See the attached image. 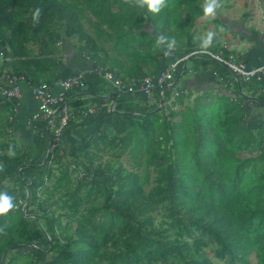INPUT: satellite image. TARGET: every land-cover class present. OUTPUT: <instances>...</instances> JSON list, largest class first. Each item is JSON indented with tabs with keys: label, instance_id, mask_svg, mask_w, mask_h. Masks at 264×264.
Returning a JSON list of instances; mask_svg holds the SVG:
<instances>
[{
	"label": "trees",
	"instance_id": "16d2710c",
	"mask_svg": "<svg viewBox=\"0 0 264 264\" xmlns=\"http://www.w3.org/2000/svg\"><path fill=\"white\" fill-rule=\"evenodd\" d=\"M204 2L164 0L153 13L147 0H0V81L9 80L8 74L32 89L42 82L53 87L65 78L59 70L63 59L54 49L63 38L77 42L74 52L92 61L93 70L140 81L162 69L166 51L145 24L180 44L185 38L189 55L200 44L190 30L204 16ZM175 47L170 55L180 54ZM197 57L204 68L213 63L218 75L230 74L207 55L187 60ZM185 62L177 64L175 85L155 88L153 100L138 92L112 93L101 75L86 72L85 87L66 92L54 105L58 126L64 105L76 109L95 101L97 112L81 125L100 130L76 142L69 141L74 116L59 139L44 119L30 115L25 119L33 143L19 145L11 130L20 121V100L0 99V184H16L25 200L30 193L26 216L23 206L0 214V261L10 249L4 264H214L202 251L211 243L215 257L228 264H249L251 255L264 264V115L256 131L247 118L250 108L264 114V93L256 99L240 96L250 108L238 97L221 95L215 112L201 105L206 93L197 103L201 112L196 106L174 112L172 92ZM82 94L87 100L74 99ZM209 97L208 104L214 99ZM108 101L115 103L113 111ZM178 103L183 104L181 97ZM117 145L128 149L141 173L95 165L99 152ZM107 171L115 174L110 184ZM55 192L59 198L53 200ZM158 207L165 227L154 223Z\"/></svg>",
	"mask_w": 264,
	"mask_h": 264
},
{
	"label": "crops",
	"instance_id": "0c3cea01",
	"mask_svg": "<svg viewBox=\"0 0 264 264\" xmlns=\"http://www.w3.org/2000/svg\"><path fill=\"white\" fill-rule=\"evenodd\" d=\"M217 3L219 7L215 16L204 15L196 19L191 27L190 32L193 35L194 41L200 42L197 51H222L225 57L230 54H234L237 56V61L243 63L248 68L264 65V0H217ZM144 28L145 31L149 32L152 36H160L159 33L151 26L150 22H147ZM209 32L214 33V42L208 49H203L201 46L202 41ZM182 40L183 42H181V44L178 42L175 44L176 52L180 54H168L171 57L167 62V58L164 57L165 59L163 60V66L160 71L164 70L170 64L180 60L183 56H186L184 54L186 39L184 38ZM180 46L183 48V50L182 48H179ZM202 60L203 59L200 57H197L193 60H188L184 64L185 68H189L191 65L194 67V63L197 62L196 64L198 65V70H195L196 82H209L212 84L215 83L217 77L223 79L224 77H228L227 79H230L229 77H231V73H225L223 76L218 75V70L220 69H218L216 65L209 63L208 66L204 68ZM165 63L167 64L165 65ZM210 67L215 70V75L212 72L207 71V69ZM90 69H93L92 61L86 59L82 55L76 54L75 52H73V54H71L69 57H65L64 60H62L59 68L60 75L63 77L73 76L82 71H89ZM158 73L152 76H155ZM263 86L264 73L261 74L260 80L254 81L253 84H247L245 89H242V87L239 89L242 91V93L246 94L247 98L256 99ZM21 88L23 95L20 99L19 106L16 109V118L20 121H18V123L13 126L11 132L20 145L32 144V128L29 127L28 120L25 118L37 112L38 103L33 96L31 87L22 82ZM110 91L112 93L114 92L113 89ZM110 91L107 90V93H110ZM60 92V89L56 87L55 93ZM229 93L230 92H226L225 94L229 95ZM247 93H254V95L250 96L247 95ZM235 94L236 91L234 90L232 96L238 97ZM74 99L79 101L87 100V95H76ZM85 102H87V104L85 103L83 107H86L88 104L94 106L96 109L94 112L95 114L97 112L95 101L88 100ZM109 120H107L104 128L109 126ZM81 123L83 124L85 122L83 121ZM99 130L100 127L96 124H84L78 126L73 131L74 134L79 135V137H83L85 135L94 134Z\"/></svg>",
	"mask_w": 264,
	"mask_h": 264
},
{
	"label": "rangeland",
	"instance_id": "374dc122",
	"mask_svg": "<svg viewBox=\"0 0 264 264\" xmlns=\"http://www.w3.org/2000/svg\"><path fill=\"white\" fill-rule=\"evenodd\" d=\"M84 26L89 32H91V33L93 32V29L89 26L88 23L85 22ZM75 44H77L76 41L74 42V40H69V39L65 40V38H63V41L61 40L58 44H56L54 46V49L56 50L58 55L64 60L65 57L67 58L71 54H73V52H74L73 45H75ZM29 46H31V45H29ZM165 57L167 58V60H166V62H167L171 56L166 55ZM185 61L187 62L188 60L186 59ZM0 63H1V59H0ZM166 64L167 63H165V65ZM207 71L212 72L215 75V70L212 67L208 68ZM195 76H196L195 69H194V67H192V65L189 68H185V66H184L183 73H181V79L176 84L175 90L173 91L175 93V95L173 97L174 98L173 103L177 104L176 106L172 107L174 112L179 113V111L184 110V107H192V106L193 107L196 106L198 113H199V111L201 112V108L197 107V106H199L197 103L203 100V99H201V96L204 98L203 95L206 93H208V97L206 99L204 98L203 102H201L202 103L201 105L203 107L208 106L209 107L208 110H210V112H215L216 110L219 109V104H220L219 98L221 95H225V96H228L231 98V97H233L232 96L233 91L235 89H237V91H238L237 93L239 94L238 95L239 99H240V96H244V95L246 96L245 93H242L241 90H238V88H237L238 83L235 81V79L232 75H231V77H229L230 79H227L228 77L227 78L224 77V79H223V78L216 76L217 79H216L215 83H212V84L209 82H204V83L196 82ZM247 84L248 83H246V82L240 81V85H241L242 89H245ZM251 84H253V82ZM224 90L226 92H230L229 95L225 94L226 92ZM247 95L253 96L254 93H247ZM209 96H212V97L214 96L213 97L214 99H212V102L208 104L207 102L211 100ZM178 97H181L183 104L178 103ZM240 101L244 105L247 104L248 105L247 107H249V108L251 107L249 105V104H251L249 100H248V103H247V101H242L241 99H240ZM195 103H196V105H194ZM107 104H108V108H110L111 103H109V101H108ZM168 107L169 106H167L166 108H168ZM70 109H71L72 115L74 116L73 123L75 124V128L80 126L81 122L87 120L89 117L92 116L93 112L96 111L95 107L92 105H88V106L83 107V108H76V109L70 108ZM250 109H247L248 124L250 125V127L253 130L256 131L257 126L262 121L264 114L262 113V111H260L258 109H253V110H250ZM81 111H84L86 114L83 115ZM35 113H37V112H35ZM177 120H178V117L174 118V121H177ZM109 122H110V120H109ZM71 131H72V129H71ZM72 134H73V137L72 136L71 137L73 139L69 140L70 142H76L80 138H82V137H79V135L74 134V131H72ZM85 136H87V135H85ZM16 141H17V139H16ZM68 146H69V143L67 141H65L64 142V149L67 150ZM257 154H258V152L256 151L252 154V156H256ZM97 155L99 158H96L95 165H99V164L103 165L105 163L106 164L108 163V164H110V166L113 169H118L121 166V168L124 169L128 173L129 172H138V173L142 172L143 167L138 168L134 165L128 149H122L119 145L114 146L113 149L103 150L102 152H99ZM248 156H249L248 154L243 155V157H248ZM70 163L72 165V160H70ZM83 169L84 168H82V171H84ZM54 175L57 176L58 172L55 171ZM107 175L109 176L107 179V183L110 184L113 181L115 174L112 171H107ZM77 177H79L78 172L71 174V179L76 180ZM71 184L74 185V182ZM16 186H17L16 184L14 185L11 181L7 180V181L3 182L2 184H0V191H7L10 195L13 196L14 202H15V207L16 206L17 207L24 206L26 203L27 197H26V200H25V197L20 198V196L17 194V191L19 189H17ZM46 186L48 187L49 190L51 189V183L50 182L47 183ZM149 188H150V186H149ZM149 188H147V189H149ZM58 198H59V193L55 192L53 195V200H56ZM29 209L34 210V209H36V206L34 205L33 207H30ZM62 212H64V211H57V213H62ZM153 215H154L155 225L156 226L163 225L162 224L164 221L163 217H162L163 208L158 207L157 210L153 213ZM40 223L42 225L43 222L40 221ZM65 223H66L65 219H63V224H65ZM163 226L165 227V225H163ZM215 248H216V246L214 244L208 243L206 246H204L202 248V251L208 253L209 258L211 259V261L214 264H228V263L221 261L215 257ZM52 257H53V254L48 252L47 253V260H50ZM249 264H256V259H255L254 255L250 256Z\"/></svg>",
	"mask_w": 264,
	"mask_h": 264
},
{
	"label": "built area",
	"instance_id": "2783aa9c",
	"mask_svg": "<svg viewBox=\"0 0 264 264\" xmlns=\"http://www.w3.org/2000/svg\"><path fill=\"white\" fill-rule=\"evenodd\" d=\"M207 55L216 62L222 63L225 65L231 74L233 75L235 81L240 84V81L246 82L248 84L260 80V76L264 73V65L259 67H250L248 68L241 62L237 61V56L230 54L224 56L222 51L211 52V51H194L189 55L183 56L180 60L175 63L170 64L164 70L160 71L155 76L146 77L140 81H129L122 80L113 72L103 71L101 69H90L89 71H82L73 76H68L57 81L55 86H50L49 84L42 82L37 88L32 89L33 96L38 103L37 113L33 114L34 119H44L45 123L48 126L53 128L54 135L56 138L60 139L61 133L65 128L68 120L73 117L71 109L68 105L63 106L62 116H60L59 125L55 126V118L57 109L54 108V105L62 100L64 94L68 91H71L75 88H84V75L85 72H96L98 75H101L103 79L107 81L109 86L113 89L114 92L119 93L125 97H131L132 94L138 92L141 95H144L147 99H152L154 95L155 88H162L166 86L167 88H172L175 85V72L177 64L180 61L188 59L192 55ZM6 78L9 80L0 81V99H21L23 91L21 88V82L18 81L15 77H11L6 74ZM60 89V93H55V88ZM175 88L173 89V91ZM260 93H264V86L262 87ZM175 93L172 92V97ZM164 91L160 92V106L164 99ZM232 99L238 100L237 97H231ZM115 109V103L112 101L110 105V110ZM83 115L86 113L81 111ZM94 115V112L93 114Z\"/></svg>",
	"mask_w": 264,
	"mask_h": 264
},
{
	"label": "clouds",
	"instance_id": "9594fccd",
	"mask_svg": "<svg viewBox=\"0 0 264 264\" xmlns=\"http://www.w3.org/2000/svg\"><path fill=\"white\" fill-rule=\"evenodd\" d=\"M147 6L153 13L160 12L161 8L164 6V0H147ZM217 0H205L203 4V14L205 16H215L218 11ZM214 42V33L209 32L202 41V48L208 49ZM158 43L166 51L165 54H170V50L175 46V38H169L166 35L161 34L158 37ZM9 153L15 155V150L13 147L9 148ZM15 207L14 198L7 191H0V214L7 213L9 210Z\"/></svg>",
	"mask_w": 264,
	"mask_h": 264
},
{
	"label": "water",
	"instance_id": "95a60500",
	"mask_svg": "<svg viewBox=\"0 0 264 264\" xmlns=\"http://www.w3.org/2000/svg\"><path fill=\"white\" fill-rule=\"evenodd\" d=\"M111 96H112L113 99L115 98L114 94H112ZM29 199H30V193L27 191V200H26V203H25V205L23 206V209H22V211H23L25 216H26V209H27V205L29 203ZM31 217H33V216H31ZM9 251H10V249L4 253V255L1 258L0 264H4L5 263V259H6L7 254L9 253Z\"/></svg>",
	"mask_w": 264,
	"mask_h": 264
}]
</instances>
